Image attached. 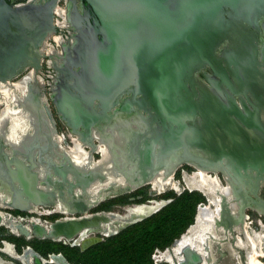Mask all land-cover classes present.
I'll return each instance as SVG.
<instances>
[{"label": "water", "instance_id": "95a60500", "mask_svg": "<svg viewBox=\"0 0 264 264\" xmlns=\"http://www.w3.org/2000/svg\"><path fill=\"white\" fill-rule=\"evenodd\" d=\"M84 1L87 13L80 14L74 5L68 13L73 40L61 47L55 82L42 87H48L61 123L91 157L100 144L108 155L82 167L58 137H49L61 156L58 164H49L52 176L39 167L41 162L35 164L34 151L40 147L33 142L38 143L39 137L27 138L22 149L13 147L2 176H8L10 189L0 190V227L11 234L9 227L14 228V235L25 240L72 242L71 246L84 251L171 202L159 200L152 213L111 233L105 227L120 214L89 213L109 198L147 186L173 156L175 165L221 172L231 184L232 199L240 197L243 208L264 209V202L260 200L259 205L246 196L251 192L258 199L259 185L264 183V0ZM53 9L52 1L11 5L0 0V86H8L0 96L7 107L12 104L6 110V122L20 121L25 133L30 130L24 118L30 113L28 95L17 97L16 92L24 95V91L13 84L37 77V57L45 40L56 33ZM32 82L27 83L26 92L36 87L37 81ZM45 112L51 119L47 106ZM131 113L139 120H130ZM65 190L70 198H78L67 204L65 213L78 216L44 224L28 219L39 209L60 210L56 202L63 200ZM162 193L151 187V196ZM222 199L221 221L227 231L232 214L228 201ZM6 211L27 218L16 219ZM83 232L101 238L83 247L75 243ZM0 254H4L1 249ZM51 256L67 262L61 254L47 258ZM43 260L42 264H52ZM162 263L155 260L154 264ZM175 264H204V258L183 247Z\"/></svg>", "mask_w": 264, "mask_h": 264}, {"label": "flooded vegetation", "instance_id": "af4514ba", "mask_svg": "<svg viewBox=\"0 0 264 264\" xmlns=\"http://www.w3.org/2000/svg\"><path fill=\"white\" fill-rule=\"evenodd\" d=\"M5 1L8 4H11V5H19V4H23V3L27 2V0H5ZM32 1H34V0H32ZM45 1L54 2L53 25L55 26L56 33L51 35L49 38L46 39L45 45L43 46V49L41 48V52L39 54L40 56L37 57V59H39V68H38V72H37V78H38L39 81L36 79V81H37L36 87H32L31 86L32 88L31 89L29 88L30 90L28 92H26L24 95H21L20 92H16L17 93L16 95L19 98L20 97L22 98L23 96L28 95L26 98L28 99L27 102L29 104L28 106L30 108L29 109L30 113H29V116L26 114V116L24 118L30 124V126L28 127V128H30V130L28 129L29 130L28 132L31 133L30 135L28 133H23L22 131L21 132L18 131L19 134H17V135L10 134V129L8 127V122H6V120H5V114H6L7 108L11 107L12 104L10 103L9 106L7 107L5 99L2 96H0V190H9L10 189V182L8 180V176H5L6 178H2V176H4V172L3 171H4V169H6L7 163L9 161V159H10L11 149L13 147L22 149V145L25 144L24 142L23 143L21 142L20 144L19 143L18 144L9 143L8 141H6V137H45L43 139V142L40 139L37 140L38 143L36 141L33 142L35 145H38L40 147V151L39 150H35L34 151V161H35V164H38V165H39V162H41L39 167H45L46 170H48L52 174V176H54V172H53L52 167H50L49 164H51V165L52 164H58L59 163V159H61V156L58 154V152H56L54 150L53 144H52V142H50L51 139L49 138V137H53V136L54 137H58L59 136L58 135V130H57V128H58L57 127L58 126L57 123L58 122L61 123V121L59 120V117L56 114V111H55V108H54L53 104L49 100L48 87H46L45 89H43V87H42V85H43L42 83H44V85H47L48 81L53 86V83L55 82V76H56V72H55L54 66L55 65L56 66L57 65H61V63H62L60 61L61 52H56L53 48L49 49V46L47 45V41L52 40V42H53V36H58V40H59L58 43L61 44L60 47H65L66 45H68V43H71L72 40H73V31L69 29L70 27L68 28V26H69L68 23H67V28H62V29L58 28V26L55 24V22L57 20V17H58V14L56 13V10H57L58 7H63L65 9V11H66V13H65L66 21L68 20L67 19L68 18V13L72 9L73 5L77 8V10L79 11L80 14H83L84 12L87 13V10H89V7H88V5L86 4V2L84 0H42V2H45ZM44 61H48L50 67H48V69H49L48 71H45L46 72V78H41L40 77V73H41V70L43 68ZM29 71H30V69L26 70L25 74H27ZM49 74H50V76H49ZM10 99H12V98L10 97L8 99V102H10ZM45 106H47L48 109H49V112L51 114V119H49L48 116L46 115ZM36 109H37V111H36ZM19 116H20V114H19ZM129 116H130L129 117L130 120H132L133 117L135 118V120H137V121L139 120L137 118V116L134 115L133 113L129 114ZM47 137L49 138V140L47 139ZM129 138H131L130 139V141H131L135 137H124V139H129ZM17 157L21 158L20 156H17ZM99 157H100V155H99ZM185 167H191L192 168L193 166L189 165V164L178 165L176 170H175V173H174L175 181H176L177 172L181 170L182 173H185L184 172ZM192 169L194 170L195 168L193 167ZM217 176L218 177L220 176L221 179L223 178L221 172H217ZM56 179H58V178L56 177ZM59 180L61 181V179H59ZM221 182L224 183V185H225V182H224L223 179H222ZM178 184L179 183H177V186H178ZM15 185L17 187H19L17 183H15ZM201 185H202L203 189H207V187H209V185L213 186V184L211 182V178H209L206 181H202ZM152 189H153V187H152ZM171 190H174V189H171ZM178 190H179V188H177V190H174V191H178ZM246 190H248V189H246ZM135 191H137V190H135ZM79 192H80V195L83 198H86V197H84V195L82 194V192L80 190H79ZM156 192H160V191H156ZM160 193H162V192H160ZM87 194H91V192L89 191V193H87ZM124 195H126V194H122L121 196L118 195V196L109 198L108 200H105V201L108 202V201H110L112 199H117V198L123 197ZM87 196H89V195H87ZM237 196H239V195H237ZM246 196H248L251 200H254V201L258 202V203L260 202V200H261V202H264V183L261 182L260 185H259V190L257 192V198L258 199H256V197L251 192H248ZM62 198H63V200L59 199V201L57 200V202H56L57 205L58 204L61 205V209L60 210H58L57 208H54V207L45 208V209H39V213L38 214H36L37 213L36 212L35 214L32 213V215H36L38 217H45V219H48L49 221H52V222H54L55 220L61 219V218H65V217L78 216L77 214L65 213L67 210H69V208L67 207V204L72 202V201H74V200H77L78 199L77 196L72 199V198H70L69 194L65 190V192L63 193V197ZM132 200L140 201V200H143V197L139 195V196H136L135 199H132ZM238 200H241L240 197H238ZM105 201H103V202H105ZM246 201L249 204L250 200L247 199ZM103 202H101L98 206H100ZM154 203H161V202L156 201V202H151L150 204H147V205H145V204L139 205V206L137 205V206L128 207L126 209L123 207L125 209L124 213L128 214V212L130 210H132V209H136L137 207H140V206H149V205H152ZM260 204L261 203H259V205ZM66 208H67V210L65 211ZM248 209L253 210L252 208H249V207L246 208L243 211L244 215H245V213H246V211ZM253 211L255 212V210H253ZM6 212L11 214L13 217H16V219L27 218L26 214H23V213H20V212H17V211H6ZM98 212H101V211H96V212H90L89 211V213H98ZM28 219H34V218H28ZM241 219L242 218L239 217L237 219V221H239ZM246 220H247V218H246ZM33 221H35V220H33ZM45 222L46 223H50L48 221H45ZM226 224H227V228L229 230V228L232 229L233 225L237 224V222L235 221L234 218H231L230 221H227ZM9 228L13 231V233H16V230H13L12 227H9ZM231 237L233 238L232 235H231ZM87 238L88 237H86V238L82 237V239L78 240V243L84 242L85 239H87ZM232 238H230L231 245L234 244V241H233ZM207 241H211L213 243V246H214V242H216L215 238H213V237H211L210 239L207 238ZM226 241L220 247H215V253H217V255L219 254L220 257L218 259L214 258L213 261H211L209 264L221 263V257L224 256L225 254L227 255L228 249H226L225 254L221 253V249H219V248H222L223 245H227L228 244V243L226 244ZM207 244H205V245H207ZM243 249L244 248L242 247V250ZM12 250H14L13 247L8 245L7 243H5V247H4L3 251L5 253L13 256V257H16V255L14 254V252ZM242 250H238L237 251V254H236L237 264H241L242 260H244V258H245L246 251H245V249L243 251ZM162 255L159 257L158 261L159 260L161 261ZM233 256H235V255H233ZM19 259L24 264H30L31 261H32L31 258H28L29 259L28 260L27 258H24V256L23 257H19Z\"/></svg>", "mask_w": 264, "mask_h": 264}, {"label": "bare ground", "instance_id": "6f19581e", "mask_svg": "<svg viewBox=\"0 0 264 264\" xmlns=\"http://www.w3.org/2000/svg\"><path fill=\"white\" fill-rule=\"evenodd\" d=\"M36 79L38 80V78L35 76L33 78L28 76V79H26L24 81L17 82L13 85L15 87L21 89L22 91H24V94H25L26 93L25 89H26L27 83L28 84L33 83L32 81H35ZM7 87L8 86H4V85L0 86L1 91L2 90L6 91ZM36 111H37V109H36ZM95 138L99 139V137H97V136ZM72 139H73L72 143L74 144V149L71 151H67V153L70 155V157L75 162L78 163V165H80L82 167H84L88 164L91 165V161L93 158L91 157L88 148L84 147V145L79 141L78 137L73 136ZM57 140L60 141V143H61V140L59 137ZM86 149L88 151H86ZM98 149H99V151L97 152V154H99L103 158L107 157L108 153H107V150L105 149L104 145L100 144ZM175 158L176 157L173 156L172 159L170 160V162H167L168 164L160 171V173L157 176H155L153 179H151V181L148 185L152 186L154 190L160 191V192H163L167 189L177 190L178 186L174 180V173H175V170H176L178 165H175V163L173 162V160ZM93 163H95V160L93 161ZM183 175H185V174H183ZM211 175H213V176L210 177ZM209 178H211V182H212L213 186L209 185V187H207V189H203V187L201 185L202 181H206ZM185 179H186L188 188L193 189V190H198V191L202 192V194H204L206 201L209 203V206H200L199 207L196 223L191 225L189 230L186 233H184V235L181 238H179L174 245H172L171 247L168 248L167 251H164L162 253L163 255H162L161 261H164L167 264H175L176 261L181 259V252H182L183 247H189L190 249H194L196 252H199L202 255V257L204 258V264H208V262H209L208 257H211L212 252L210 250H211V246H213V243L211 241H207V238L210 239L211 237L215 238V240L217 239L219 242L222 243L225 241L227 236L231 237V235H232L233 236L232 239L234 240L235 235H238L239 240H242L244 244L250 243L249 239L246 236L247 232L243 230V225L246 224V217H244L245 215L243 214L244 213L243 211L246 209V207L243 208L242 204H240V201L232 199V198L230 199V196L232 197V190H231L232 187H231L230 183L224 181L225 182V185H224L222 182H220L221 180L217 176V172L216 173L211 172V171L206 172V171L200 170V169H196L195 173L190 177L185 176ZM197 179L200 180L198 183L196 182ZM122 180L124 182L126 181L125 178ZM94 192H95V190H94ZM222 194H225V195H222ZM226 194L228 196H226ZM223 197L228 201V205H229L228 207H229V210H231L232 218H234L235 221L237 222V224H234L232 229L229 228L228 231H225V229L222 227L223 224L221 221V205L223 203L222 202ZM160 204L161 203H154V204L149 205V206H140V207H137L136 209L130 210L128 212V214L123 213V214H120L118 216H115L112 219L113 223L108 224L105 227L108 229L106 232L111 233L115 229H117V227L122 226V225L130 222L131 220L139 219V218H142V217L152 213L155 209H157L160 206ZM211 207H214V208L212 209ZM66 210H67V208L65 209V211ZM253 210H256L258 212L259 216H264V209L263 208H259L256 206L255 209H253ZM239 217L242 219L237 221V219ZM12 229L15 230L14 228H12ZM11 232L13 233L12 230H11ZM13 234H17V232L13 233ZM201 235H202V238H204V240L200 241ZM82 237H85V238L88 237V238L85 239L84 242L78 243V240L82 239ZM95 240H96V237L89 235L88 232H83L79 236V238H77L75 240V243L78 245H82L83 247H86V246L92 244L93 242H95ZM205 244H207V245H205ZM214 244H218V242L216 241V242H214ZM4 247H5V244H4L3 248L1 249V251L4 254H6L7 256H9L12 259L18 260L22 264H24V263L19 259V257H23V256H24V258H27V259L31 258L32 259L30 264H42L44 261L42 257L37 255L30 248L24 249L23 254H17L14 250H12L14 252V254L16 255V257H13V256H11V255H9L3 251ZM55 255H57V254H55ZM48 259H49V262H51L52 264H67V262L64 261V259L60 256H51ZM0 264H7V262H5L2 258H0Z\"/></svg>", "mask_w": 264, "mask_h": 264}, {"label": "trees", "instance_id": "16d2710c", "mask_svg": "<svg viewBox=\"0 0 264 264\" xmlns=\"http://www.w3.org/2000/svg\"><path fill=\"white\" fill-rule=\"evenodd\" d=\"M169 198L171 202L157 213L83 252L48 240L25 243L21 239L19 247L31 246L44 258L61 254L70 264H154V252L164 251L179 239L194 223L197 207L206 202L197 191L164 195L163 199ZM120 203L124 204L122 199H114L107 207Z\"/></svg>", "mask_w": 264, "mask_h": 264}, {"label": "rangeland", "instance_id": "374dc122", "mask_svg": "<svg viewBox=\"0 0 264 264\" xmlns=\"http://www.w3.org/2000/svg\"><path fill=\"white\" fill-rule=\"evenodd\" d=\"M47 45L52 47L56 52H61V47L60 46L56 47L55 44L52 42V40L47 41ZM48 67H50L48 61H44L43 68H42L41 73H40L41 78H46V72L45 71L49 70ZM49 76H50V74H49ZM18 79H20V77ZM18 79H16L15 82L18 81ZM19 90H21V89H19ZM4 93H5V90L1 91V88H0V94L2 95ZM10 125H11L12 131H15L19 128V125H17L16 121L11 120ZM57 125H58L57 130H58V135H59L58 137L61 140L63 148H65L66 151L73 150L74 144L71 143V142H73V139H72L73 135H71L67 131V129L65 128V126L63 124L58 122ZM22 129H23V127H22ZM86 151H88V150L86 149ZM99 158H100L99 154H93V159L95 161H97ZM184 172L185 173H182V171L180 170L176 174V181L175 182L179 183L178 188L181 191V193L184 191H188L187 190L188 186H187L185 176L190 177L195 173V171L191 167H185ZM183 174H185V175H183ZM212 176L213 175H211L210 177H212ZM219 178H220V176H219ZM199 181L200 180H198V179L196 180L197 183ZM221 181H222V179H221ZM150 191H151V186L148 185V186L142 187V188L138 189L137 191H133L132 193L126 194L123 197L117 198V199H122L124 204H121V203L120 204H114V205L107 207L108 203H110L111 200L108 202L105 201L100 206H97V207L91 209L90 212L101 211V212H116L118 214H123L125 209L128 207H132V205L133 206H137L140 204L147 205V204H150L151 202L164 200L163 199L164 195H165V197H167L171 194H175V195L181 194V193L178 194L177 191L167 189V191H164V193H162L160 195L151 196ZM201 194H202V192H201ZM139 195L143 197V200H140V201L132 200V199H135V197L139 196ZM222 195H225V194H222ZM226 196H228V195L226 194ZM230 199H231V196H230ZM112 200H114V199H112ZM167 200H172V199L169 198ZM200 206H209V203L206 201L204 204H201ZM123 207H125V209H123ZM211 208L213 209L214 207H211ZM245 217L247 218V220H246V224L243 225V230L247 232L246 236L249 239L250 243L244 244L242 240H239V236L235 235L234 240H233L234 244L231 245L230 238H232V237L227 236L225 241L227 240L226 244L227 243L228 244L223 245L222 248H219V249H221V253H223V254H225L226 249H228V252H227V255L225 254L224 256L221 257V263H218V264H237L236 254H237L238 250H242L241 249L242 247L245 249L246 253H245V258H244V260H242L241 264H264V218L260 217L256 210L254 212L251 209H248L246 211ZM29 218L40 219V221L43 224L46 223L45 221H48L50 223L52 222V221H49L48 219H45V217H38V216L32 215V214L29 215ZM96 237L101 238V236H98V235ZM21 239L25 243H29L33 240H36V239L25 240L23 237L11 234L9 232V230L6 229L5 227H3V226L0 227V249L3 248L5 243H7L8 245L13 247L14 251L17 254H21L23 252V250L26 249L27 247L31 248L34 252H36L31 246L19 247V244L21 243ZM104 239H106V238H104ZM201 240H204V238H202V235H201L200 241ZM36 241H43V240H36ZM216 241L218 242V244H214V246H211V252L214 254H213V256L208 257V259H209L208 264L211 261H213L214 258L218 259L220 257L219 254L217 255V253H215V247H220L222 244L225 243V241L221 243L217 239H216ZM54 243H61L62 245H68L70 247H77L79 249V251L83 252L80 249V247L71 246L72 242L68 243V242L61 241V242H54ZM163 252L164 251H159V250H156L154 252V254L152 255V259H153L154 263H155V260L158 261L159 257L162 255ZM232 252L234 253L235 256H233L231 254ZM36 253L39 256H41L38 252H36ZM41 257L44 258L43 256H41ZM0 258H2L5 262H7V264H9V263L10 264H19V263L13 262L9 258V256L8 257L6 256V254H0ZM44 259H48V258H44ZM162 264H165V262Z\"/></svg>", "mask_w": 264, "mask_h": 264}, {"label": "crops", "instance_id": "0c3cea01", "mask_svg": "<svg viewBox=\"0 0 264 264\" xmlns=\"http://www.w3.org/2000/svg\"><path fill=\"white\" fill-rule=\"evenodd\" d=\"M9 109L11 110V107H9ZM10 123H11V120L9 119V121H8V127H9V129H10V131H11V125H10ZM17 125H19V128L17 129V132L16 133H12V131H11V134L12 135H17V134H19V132L18 131H22L23 133H25V125L24 124H22V123H20V121H17ZM22 127H23V129H22ZM27 131V130H26ZM28 134L30 135L31 133L30 132H28ZM11 135V136H12ZM27 138H29V139H33V137H6V141H8L9 143H16V144H20L21 142L23 143H25L26 145L28 144V141H27ZM45 137H39V139L40 140H42V139H44ZM211 251V250H210ZM213 254L214 253H211V256H213ZM232 255H234V253L232 252L231 253ZM236 254V253H235ZM166 264V263H165Z\"/></svg>", "mask_w": 264, "mask_h": 264}, {"label": "built area", "instance_id": "2783aa9c", "mask_svg": "<svg viewBox=\"0 0 264 264\" xmlns=\"http://www.w3.org/2000/svg\"><path fill=\"white\" fill-rule=\"evenodd\" d=\"M56 13L58 14L57 20L55 24L58 26V28H67V21H66V16H65V9L63 7H58L56 10ZM58 36H53V42L56 47H59L60 44L58 43ZM49 49H52V47L49 46Z\"/></svg>", "mask_w": 264, "mask_h": 264}]
</instances>
